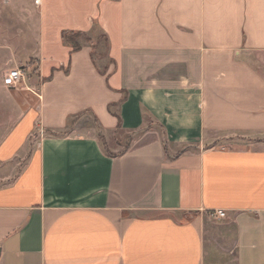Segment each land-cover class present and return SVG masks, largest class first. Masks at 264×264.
I'll return each mask as SVG.
<instances>
[{"label": "crops", "instance_id": "1", "mask_svg": "<svg viewBox=\"0 0 264 264\" xmlns=\"http://www.w3.org/2000/svg\"><path fill=\"white\" fill-rule=\"evenodd\" d=\"M4 4L30 30L0 35V264H264V0ZM99 29L105 73L61 39Z\"/></svg>", "mask_w": 264, "mask_h": 264}, {"label": "rangeland", "instance_id": "2", "mask_svg": "<svg viewBox=\"0 0 264 264\" xmlns=\"http://www.w3.org/2000/svg\"><path fill=\"white\" fill-rule=\"evenodd\" d=\"M30 1H32V5H33V0ZM27 6L28 4H4V0H0V35H2L3 37L8 36L9 39L7 40L8 41L7 43H9L12 46L18 43L15 37L16 34L20 32L27 34V32H29L30 30V26L27 24V21H25V16L29 15L25 11L26 10L25 8ZM92 35H97V34L93 33ZM93 42L95 45L97 44L96 40H93ZM81 43L85 44L86 42L81 40ZM103 47H104V43L103 42L99 43V48L102 49ZM99 50L97 51L98 53L100 52ZM4 52L0 51V83L4 81L5 71L7 70L9 71L11 68L16 66L14 62L12 63L9 62V60L13 59L14 57L5 55L6 52L5 53ZM16 53L17 55L18 53H21L20 49H17ZM105 56L106 55H104V57H100V55H96V62L97 65L100 66V68H103L104 66L108 65V61L106 60ZM15 59L20 60L21 63L20 65L18 64L20 68L24 69L25 66L28 65L29 67H32L33 71L36 70L34 58L16 56ZM8 89L12 90L13 88L9 87ZM5 117H6L5 108L3 107L2 103H0V126H2L4 123H9V120L8 122L4 120ZM2 133H4L3 128L0 129V137ZM102 136L106 141L107 147L110 148V150L113 151L114 153L118 150H122L129 140L128 134L123 132H118L115 136L109 137L108 141L103 134ZM16 168L17 167L15 165L10 166V165L0 164V184L5 182L6 180L5 177L14 175V173L16 172Z\"/></svg>", "mask_w": 264, "mask_h": 264}, {"label": "trees", "instance_id": "3", "mask_svg": "<svg viewBox=\"0 0 264 264\" xmlns=\"http://www.w3.org/2000/svg\"><path fill=\"white\" fill-rule=\"evenodd\" d=\"M94 33H96L97 35H92L93 33H88V32H83V31L64 30L61 33V39L65 45H68L71 48L72 51H78L84 45L90 46L92 48V53H91L92 59H93L94 63L97 65L96 55H100V57H104V55H107V49L109 46V41H108L107 35L101 29L96 30ZM81 40H83L86 43L82 44ZM93 40L97 41L98 46H97V44L96 45L94 44ZM101 42L104 43V47L102 49L99 48V43H101ZM98 50L100 51L99 53L97 52ZM107 67H108V65L104 66L103 68H99L100 72L105 73L107 70ZM46 133L49 135H53V136L64 135L63 132L56 133V132H52L49 130H47ZM98 138H99L105 152L110 154L108 152V147H107L106 141H105V139L101 133L98 134Z\"/></svg>", "mask_w": 264, "mask_h": 264}, {"label": "built area", "instance_id": "4", "mask_svg": "<svg viewBox=\"0 0 264 264\" xmlns=\"http://www.w3.org/2000/svg\"><path fill=\"white\" fill-rule=\"evenodd\" d=\"M34 1L36 4L39 2V0H34ZM22 76H23V73L21 70L17 68L14 70H11L5 79L6 84L10 87H16L17 84L22 79ZM214 215L217 218H223L225 217V212L223 210H217L216 212H214Z\"/></svg>", "mask_w": 264, "mask_h": 264}]
</instances>
